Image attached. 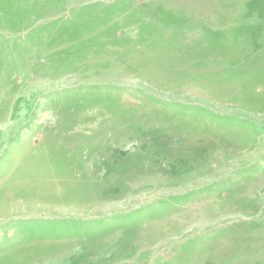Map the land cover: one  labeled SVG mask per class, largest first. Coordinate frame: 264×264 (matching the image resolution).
Returning <instances> with one entry per match:
<instances>
[{
  "label": "rangeland",
  "instance_id": "rangeland-1",
  "mask_svg": "<svg viewBox=\"0 0 264 264\" xmlns=\"http://www.w3.org/2000/svg\"><path fill=\"white\" fill-rule=\"evenodd\" d=\"M0 264H264V0H0Z\"/></svg>",
  "mask_w": 264,
  "mask_h": 264
}]
</instances>
